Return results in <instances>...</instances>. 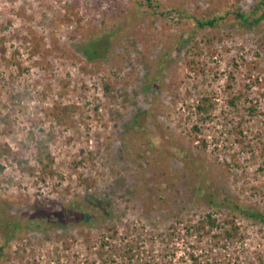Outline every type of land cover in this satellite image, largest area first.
<instances>
[{
  "label": "rangeland",
  "instance_id": "1",
  "mask_svg": "<svg viewBox=\"0 0 264 264\" xmlns=\"http://www.w3.org/2000/svg\"><path fill=\"white\" fill-rule=\"evenodd\" d=\"M152 1L0 0V264H264V0Z\"/></svg>",
  "mask_w": 264,
  "mask_h": 264
},
{
  "label": "trees",
  "instance_id": "2",
  "mask_svg": "<svg viewBox=\"0 0 264 264\" xmlns=\"http://www.w3.org/2000/svg\"><path fill=\"white\" fill-rule=\"evenodd\" d=\"M146 2L149 6V9H154L155 4L153 3L152 0H146ZM156 7H158V6H156ZM259 7L262 8V13L259 16L258 20H256L257 22L264 20V1L259 3ZM238 16H239L238 17L239 19L246 21V18L244 16H242L241 14ZM214 22L215 21L205 23V24L201 23L200 25L202 27H204L206 25H213ZM0 27L2 28V25H0ZM107 38H108V36H107ZM4 40H5L4 37H0L1 49L3 48L2 45L5 42ZM104 42H105V38L101 36L98 39L92 40L91 42H88L85 44L84 53H85L86 57L88 58V60H94L96 57H98L100 55V51L103 49V47L105 45V44H103ZM67 109L73 110V107H67ZM47 144H48V140L37 139L36 154H37V157H38L40 164L43 167L45 174L52 173L53 172L52 168L54 165V159L52 158V155L50 153V150H49V147ZM21 164L23 165V161ZM235 209H236V211H238L239 213L244 215L247 219L264 224V211H261L257 208H254V207L253 208L245 207V206H242L239 204H237L235 206ZM0 216H2V215H0ZM207 217H208V223H210L212 225V227H214L216 225V220L212 219V215H208ZM85 218L89 219L90 217L86 216ZM5 223L3 225L1 223V227L9 228V225H10V227H12V230L18 231L16 228L19 226L15 225V227H13L11 224L5 225ZM228 225L230 226V228L225 231V236L228 238L236 237L237 233H238V228L234 224V221H231L229 219Z\"/></svg>",
  "mask_w": 264,
  "mask_h": 264
}]
</instances>
